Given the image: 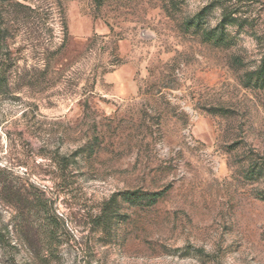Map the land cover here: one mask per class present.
Returning a JSON list of instances; mask_svg holds the SVG:
<instances>
[{
	"label": "rangeland",
	"instance_id": "1",
	"mask_svg": "<svg viewBox=\"0 0 264 264\" xmlns=\"http://www.w3.org/2000/svg\"><path fill=\"white\" fill-rule=\"evenodd\" d=\"M0 14V264H264V0Z\"/></svg>",
	"mask_w": 264,
	"mask_h": 264
},
{
	"label": "trees",
	"instance_id": "2",
	"mask_svg": "<svg viewBox=\"0 0 264 264\" xmlns=\"http://www.w3.org/2000/svg\"><path fill=\"white\" fill-rule=\"evenodd\" d=\"M106 0H97V2L102 3ZM1 14H0V42H1V37H2V25H1ZM11 66H7L6 62H0V92H4L7 90V72ZM2 170H7V169H2ZM5 180V179H3ZM6 181V180H5ZM166 189H163L159 192H146L142 194H137V193H126L124 195V199L127 201H135L138 203H148V204H154L160 196H162L165 193Z\"/></svg>",
	"mask_w": 264,
	"mask_h": 264
}]
</instances>
